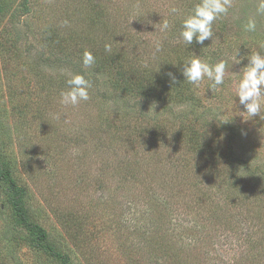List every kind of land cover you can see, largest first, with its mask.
I'll return each instance as SVG.
<instances>
[{
	"label": "rangeland",
	"instance_id": "1",
	"mask_svg": "<svg viewBox=\"0 0 264 264\" xmlns=\"http://www.w3.org/2000/svg\"><path fill=\"white\" fill-rule=\"evenodd\" d=\"M197 2L0 1V160L47 234L38 244L17 221L0 180V264H61L51 250L68 264H264V119L245 120L235 97L264 15L233 0L189 46L181 20ZM193 55L227 61L225 83H189ZM74 73L89 99L63 105Z\"/></svg>",
	"mask_w": 264,
	"mask_h": 264
},
{
	"label": "clouds",
	"instance_id": "2",
	"mask_svg": "<svg viewBox=\"0 0 264 264\" xmlns=\"http://www.w3.org/2000/svg\"><path fill=\"white\" fill-rule=\"evenodd\" d=\"M233 0H198L193 5L191 11L181 20L180 36L186 45L196 44L204 45L206 40H211L213 33V23L226 15L232 7ZM176 7H170L169 14L177 13ZM257 14L264 15V0H258ZM170 24L165 19L160 25V31H168ZM246 32L256 31V21L248 19L244 25ZM154 47L156 51L161 48V42L155 41ZM105 51L111 52V46L105 45ZM233 62L239 63L240 57L237 55ZM248 62L243 67L240 78L236 85V96L239 103L243 105L247 114V119L259 117L264 119V45L260 46L259 51L253 52L247 57ZM82 63L85 68H91L95 64V57L90 51L85 50L82 56ZM175 65V64H173ZM229 69L227 61L221 59L214 64H210L205 60H201L198 56L193 55L187 59L180 71L183 77L191 84L198 85L201 80L207 78L211 83L209 89H217L225 83V72ZM159 71V70H158ZM167 75L176 81L173 73ZM67 90L60 93V102L63 105L76 106L81 101L89 99L88 89L91 83L84 75L74 73L66 80ZM221 123H227L229 120H221ZM244 134L243 131L241 133Z\"/></svg>",
	"mask_w": 264,
	"mask_h": 264
},
{
	"label": "trees",
	"instance_id": "3",
	"mask_svg": "<svg viewBox=\"0 0 264 264\" xmlns=\"http://www.w3.org/2000/svg\"><path fill=\"white\" fill-rule=\"evenodd\" d=\"M122 79L126 81V78H124V76L122 77ZM0 180L5 182L11 189L10 203L13 207L14 213L17 216V221L25 228L30 230L34 238L36 239L37 243L38 244L40 243L42 245V242L46 239L47 234L40 226L33 224L28 220L27 213L23 204V197L25 195V190L16 185L10 165L1 160H0ZM51 254L59 258L61 264H68L69 259L67 255L60 254L53 250H51Z\"/></svg>",
	"mask_w": 264,
	"mask_h": 264
}]
</instances>
